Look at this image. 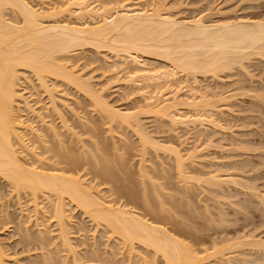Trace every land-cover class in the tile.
Listing matches in <instances>:
<instances>
[{
    "label": "rangeland",
    "instance_id": "obj_1",
    "mask_svg": "<svg viewBox=\"0 0 264 264\" xmlns=\"http://www.w3.org/2000/svg\"><path fill=\"white\" fill-rule=\"evenodd\" d=\"M29 1L32 2L29 5H33L35 10L39 9L42 15H46V18H41L45 19L44 23L50 22L53 16L52 22L54 20L60 23L69 21V24H74L75 21V24L80 22L81 18L77 20L75 18L78 17L76 10L80 0H28L26 2ZM99 1L100 3L103 1L104 4L114 2L115 4H110L113 6H117L118 3L132 4L134 2L133 4H137L141 9L165 13L171 17L173 15V18L189 21L192 17L202 16L206 23L225 20L229 17L231 19L233 17L264 19V0H98L97 3ZM71 49L69 53H64L63 59L62 55L59 56L61 60H64L61 63H66L64 64L66 68L73 70L72 76L79 77V81L88 84V88L92 89L91 92L101 97L109 107L131 114L130 123L110 120L99 106L93 105L91 98H87L71 84L69 86L68 83L61 82V79L53 81V78H45L46 86L50 87V90L49 88L45 90L52 92L48 97L47 92L38 86L37 80L30 71L18 70L20 80H17L18 86L15 89L22 94L27 105L34 109L31 111L30 108H25L22 98H15L14 114L17 121L21 118L25 125L29 124L33 127V134L31 130L26 131V134L30 133L27 135L23 130L22 133L20 132L21 128H17L20 136H23L21 140L23 139L27 147L29 145L31 147H29V153L26 152L27 149L20 148L23 153H20L19 157L23 156L22 159L31 160L33 163L36 162L33 161L34 159L39 160L37 164L40 163L41 167L49 164L50 166L47 167L56 170V167L60 165L59 169L62 166L59 163L60 158L70 151V154L78 157L79 167L73 172L64 174L80 177L79 180L83 181L86 187L89 185L91 188L94 187L92 191L95 190V194L102 196L101 200L104 198L105 202H112V204L121 202L123 197L121 201L118 200L120 197L115 189L116 183L109 179V176L105 177L107 172L102 171H110L114 168L115 170L111 172L121 178L117 176L120 181L122 180L123 187L126 186L125 189L136 188L140 194L143 192L142 186L144 190L151 192L156 189L160 197L156 195L155 197L153 191L151 194L155 199H152L164 208L163 215L167 220L164 226L169 229L170 223H174L171 221L175 220V223L179 221L178 224L180 222L183 224L180 226L186 227L183 231H188L189 237H184L186 232L184 236L182 235L184 233H175V235L187 244L188 248L196 251H193L194 254L197 253L199 257L203 255L202 258H205V261L202 259L200 264H245L246 261H250L246 264H264L263 247L260 246L258 249L243 243H240L241 247L235 246L236 248L229 245L234 240L240 241L250 237L261 238L264 241V207H262L264 205L253 197V190H245L239 184L236 186L232 184L234 182L230 184L229 180H226V177H230V181L234 177L233 180L237 183L246 180L244 182L249 185L251 183L258 188L259 192L264 193V59L260 55L251 54L238 61L239 64L235 63L233 67H228L229 69H226L227 67L223 70L216 69L215 74L211 71L197 72L198 74L196 73L194 77H189L182 71H180L183 73L181 75L178 71L177 77L173 76L175 79L161 78L159 81L150 82L151 84L139 82L140 79L135 77L139 80L137 84L132 82L134 78L128 80L131 74L134 75L131 73L132 68L135 69L137 65L135 69L137 71L142 63V68L144 65L147 66H144L145 69L167 70L166 59H160L162 57L150 53L136 52L140 54L138 60L141 63L130 64L128 60L125 62L121 60L120 51L114 55L115 53L104 47L96 48L92 45L75 46ZM128 72L131 73L129 76ZM132 75L131 77H134ZM143 84H147L148 88ZM164 94H167V97ZM163 96L167 99H164V103L167 101L165 104L161 100ZM191 99L195 103L199 100L201 102L191 104ZM186 101L190 103L187 104ZM168 102L175 103V106L171 108L168 106V109L162 110L164 106L162 107L161 104L167 105ZM52 103L56 104L54 106L58 109H53ZM198 104L203 106H199L201 110L196 107ZM160 106L162 108L157 111V107ZM202 110L206 116H202ZM165 113L167 116L164 115ZM191 114L196 116L200 114L199 118L202 116L201 119L207 121L198 118L203 125L198 120L199 123L196 121V124L198 123L196 125L194 123L197 118L195 119L193 115L194 123L191 122L194 126L190 122ZM185 115L189 117L187 126ZM178 116L185 121L182 119L183 122H180V117V120H177ZM28 126L25 127L28 128ZM26 128L22 129L26 130ZM138 136L142 138L145 136L149 144H145V139H140ZM15 141L18 142V139ZM16 142L14 147L17 149L21 145L18 146ZM33 145L36 148H33L35 152L32 149ZM31 149L33 154L30 152ZM173 149H177L176 151H179L177 154L182 156V159H179L181 171L177 169L179 167H177L178 162L174 157ZM34 154L36 158L33 157ZM29 155L33 160L29 158ZM95 163L100 166L94 168ZM109 167L110 170H107ZM96 169H99V174L94 171ZM210 176H216L214 180L219 185L210 184L212 181L209 179ZM206 179L209 180V185L206 184ZM210 185L212 186L209 187ZM11 189L12 187L0 179V246L5 252L4 264H154L151 263V255L143 251V248L139 249L136 244L137 250H133L135 253L129 260L128 247L124 248L119 238L113 239L109 232L103 233L106 229L100 224L95 226L94 221L68 203L65 206V209L68 208L65 212L68 217L66 218V234L74 253L69 252L62 246L57 236L58 229L52 212V202L49 205L50 202L47 203V200L45 201L43 195L39 193L37 202L40 207L36 206L39 209L36 210L35 216L30 193L25 194L26 192L21 190L19 204ZM128 205L130 208L133 204ZM133 206L131 208L135 210ZM137 211L142 214L143 210L140 208L135 210ZM167 218L172 220L169 222ZM101 229H104L103 232ZM187 229L196 231L190 232ZM214 251L216 252L211 255ZM207 253L209 256L206 255ZM72 256L73 259H77L76 263L73 262ZM206 258H209L211 262ZM243 258L246 261H243ZM225 259H228L230 263ZM158 263L163 264L157 259L155 264Z\"/></svg>",
    "mask_w": 264,
    "mask_h": 264
},
{
    "label": "bare ground",
    "instance_id": "obj_2",
    "mask_svg": "<svg viewBox=\"0 0 264 264\" xmlns=\"http://www.w3.org/2000/svg\"><path fill=\"white\" fill-rule=\"evenodd\" d=\"M26 1L0 0V179L3 180V182H5L6 184H8V186L12 187L13 190L12 189L11 190L12 192L15 193L16 200L19 204H20L19 200L21 199L20 198L21 190H23L24 193L26 192L25 194H27V192L30 193L34 215L35 213H37L36 210L39 209V208L37 209V207L39 206V203L37 202L39 193L43 195V199L45 201L47 200L46 201L47 203L50 202L49 205L52 202L53 205L52 212H53V216L55 217L54 220H56V224H57L56 227L58 229L57 236L60 238L62 246L65 247V249H67L71 253H74V250L71 247L72 244L69 242V239L66 234L67 233L66 218L68 217L67 214H65V212L68 208L65 209V206L68 203L72 204V207L74 209L77 208L78 210L81 211L82 214L86 215L88 218H90V220L94 221L95 226L97 225L99 226L100 224L102 228L106 229L105 232H103L104 229L103 230L101 229L103 233L109 232L111 234V238L113 239H115V237L119 238L120 240L119 242L124 246V248L128 247L127 253L129 260L132 254L135 253L133 252V250L135 251L136 249L135 244H136L139 249L143 248L144 249L143 251H145L146 253L148 252L151 255V263L154 264L157 259L161 260L163 264H200L201 260L203 259L202 258L203 255L199 257L197 253L194 254V252L196 251L193 250L194 251L193 252L191 248H188L189 246H187V244L183 243V241L179 240L178 236L175 235V233L176 234L184 233L182 234L184 236L186 232L187 236L185 235L184 237H189L188 231L186 230L185 232L183 231L186 227L185 226L182 227L183 224L181 222L178 224L179 221L175 223L176 222L175 220L171 221L172 219L169 218H167L169 222L170 221L174 222V223H170L171 224V227L169 228L170 230L164 226L167 220L164 218L165 216L163 215L164 208L160 204H157L156 200H154L155 195L157 197H160L158 193L155 191L156 190L155 188H152L155 189L152 190V192L154 191L153 194L155 193L154 196H152L153 194H151L152 193L151 191L144 190V186H142L143 188H141L143 191L141 194L140 191H138L136 188L133 189L132 187H130L131 189L127 188L128 189L127 190L125 189L126 186L123 187L122 180L121 181L119 180L121 178H119V176L117 175L119 178L118 179L116 174L114 175V173L111 172V170L112 171L115 170L114 168L113 169L111 168L110 170L109 167V169L107 170L110 171H106L103 170L102 167L103 170L102 172L103 173L107 172L106 173L107 175L105 177L109 176V179H111L114 183H116L115 189L118 192L117 195H119L120 197L118 200L121 201V197H123L122 201L125 200L123 202L117 201L119 203L116 204L113 203L115 205L114 206L112 202H108V201H107L108 203L105 202L104 198H103L104 201L101 200L102 196L99 197L98 196L99 194L98 195L95 194L96 193L95 190H94L95 192L92 191V189H94L93 185H92L93 188H91L90 185L86 187V185H84L85 183L79 180L80 177H73L64 174L65 172H70V171L73 172L79 167L78 157L70 154L69 153L70 151L67 152L68 155L65 152L66 156L63 155L62 158H60V162L58 161L59 163L62 164L61 168L58 169L60 165L59 166L57 165L58 167L53 166L57 168L56 169L57 171L52 167L51 168L47 167L49 164L47 166L42 165L41 167L40 163L37 164L39 160L38 161L36 159L33 160L30 157L31 153L29 155V158H31L33 161H36L35 163L31 162V160L27 161L24 158L22 159L23 156L19 157L20 153H23L22 152L23 148L27 149V151L25 149L24 150L27 153H29L28 150L30 145L29 147H27L23 139L21 140L23 136L22 137L20 136L17 128L18 129L21 128L20 132L22 133L24 131L26 134V131L30 132L33 129V127H31L29 124H26L27 126L28 125L30 126V127L28 126L30 130L26 128L25 127L26 125L23 123L24 121L21 118L20 120L17 121L16 119L17 117H15L14 114L16 109L14 107L15 106L14 102L16 100L15 98L17 97H19V99L22 98L23 101L22 103L23 106L25 105L24 106L25 108L29 109L31 107L27 105V102L25 98L23 99L22 94H19L18 91L16 90L18 86L16 85L18 83L17 80L18 81L20 80L17 73H19L18 70L30 71L37 80L39 84L38 86L43 88L44 92L46 91L45 90L46 88L47 89L49 88L50 90V87L46 86L47 82H45V80L47 79L45 78H49V79L53 78V81L55 79H59V80L61 79V82H66L68 83L69 86L71 84V86H74L79 91L84 93V95L87 96V98L88 97L91 98L93 105H96V107L99 106L100 109L104 112L103 114L106 113L105 115H107V117H109L110 120L115 119L117 121L119 120V122L121 121L128 123L131 114L125 113V111L123 110L121 112L119 110H116V108L114 109L111 106L109 107V105H107L105 101L101 99V97L96 96L93 94V92H91L92 89L88 88V84H85L84 81L83 82L79 81L78 80L79 77L75 78L72 76L73 70L71 71L68 68H66L67 66L64 65L66 63L64 64L61 63V61H64L61 60V58L63 59V56H65V54H67V52L71 48L75 46L81 47L83 45H92L96 48L104 47L105 49H108L112 53H115L114 55H116L117 52L120 51L122 53L121 60L123 59L124 62L128 60L130 64H132V62L136 64L141 63L140 60L138 59H140L139 56L142 53L143 54L150 53V54L158 55L162 57L160 59H166V61L168 62L169 69L168 67H166L167 70L163 69L157 71L159 69H156L155 71V69L152 68L154 70L153 71L152 69L149 70L150 68L145 69V67H147L146 65H144L145 63L143 64L145 67L143 66L142 68V63H141V67L137 68V71L135 70L137 67L136 64H135L136 65L135 69L132 68V70L135 71L136 73L133 71L131 72L130 70V72L134 73V75L128 72V76L130 74L134 76L131 77L130 75L129 76L130 78H128V80H130L131 78L137 79L135 77H138V79H140V81L138 79L136 81H133L134 80L133 79L132 80L133 83L134 82L137 83L138 81L139 82L143 81L142 83L148 82L147 84H151L150 82H155L157 80L159 81V79L161 78L163 80H165V78L166 79L167 78L169 79L171 77L173 78V76H176L177 74L176 72L178 71L184 72V74H186L189 77L190 76L194 77V75H196L197 72L211 71L212 73L214 72L215 74L216 69L223 70L226 67H227L226 69H229L228 67L234 65L235 63L239 64L242 58L243 59L244 57L247 58L248 56H251V54L260 55V57L264 59L263 57L264 56V19L263 18L249 19L245 17H235V18L233 17L231 19L229 17L230 19L229 18L225 20L218 19L219 21H215V22L212 21L210 23L208 22L206 23L205 21H203L202 16L196 18L192 17V19H190L189 21L188 19L186 20L178 19L177 17L173 18V15L171 17V15L169 16L168 14L165 13L160 14V13H156L155 11L154 12L147 11L148 9L147 10L141 9L137 6V4H133L134 2L132 4L128 2L127 4L126 2H124L125 4L118 3L119 5L117 4V6L115 5L113 6L110 4L114 2H110V4L108 3L109 4L108 5L106 2L105 4L102 3L103 1L101 3L99 1V3H97L98 0H90V2H88V0H80V2L78 1V4L76 3L78 5V6L76 5L78 7V10H76V12L78 11L76 14L78 15V17L75 18L76 20L78 18H81L79 19L80 22H77V24H75L76 21L74 24L72 23L69 24L68 23L69 21H67V23L66 21L65 23L63 22L60 23L57 22L56 20L52 22L54 16L53 17L51 16L52 19L50 22L44 23L45 19L43 20L41 18L42 17L46 18V15H42L40 11H38L39 9L35 10L34 7H32L33 5L32 6L29 5L32 2L30 3V1L29 2ZM8 11L10 15H8L9 14ZM47 17L49 16L47 15ZM86 18L87 20H85ZM60 55H62L61 58L59 57ZM158 56H153V57H158ZM116 64L119 65V63ZM182 72H180V74ZM147 84H145L146 86L143 84V86L148 88ZM191 90H193V87ZM48 93L49 92H47V96L48 95L50 96L52 92L49 94ZM191 98L193 99V97ZM198 98L200 97L198 96ZM164 99L165 97L161 99L163 100L162 101L163 103H164ZM196 102L200 103L201 101L199 100ZM204 102L206 103V101ZM53 103L51 107H53V109H58L55 107L56 104ZM165 103H167V101H165ZM171 103L168 102L167 105L161 104L162 107L164 106V109L162 110H165L166 108L168 109L169 108L168 106H170V108L175 106V103L173 102ZM186 103L189 104L190 102L188 103L186 101ZM186 103L184 104L186 105ZM194 103H195L194 101L191 102V104ZM161 106L157 107L158 108L157 111L159 110V108H162ZM188 106L189 105H187V107ZM199 106L202 105L198 104V106L196 107L199 108ZM30 109L31 111L34 110L33 108ZM164 112L161 111L160 113H164ZM201 113L203 116L204 115L203 110ZM164 115L167 116L166 113ZM193 115L195 116L194 117L195 119L197 118L195 120V123L193 122L194 120ZM193 115L190 122L192 121L194 124H196V121L198 120L200 114H198V116H196L195 114ZM180 116H178L177 120L179 119ZM171 117L173 116L171 115ZM201 117L199 118L200 120L202 121L206 120V119L205 120L201 119ZM171 119L173 120L174 118ZM182 119L185 121L184 118ZM182 119L180 122H183ZM172 120L169 121L171 122L177 121L176 118L175 121ZM188 120L189 117L185 121L186 126ZM200 120L198 121L202 123V121ZM190 122L188 123L190 124ZM192 122L191 124H193ZM15 124H17L18 126L17 125L15 126ZM22 128L24 129L26 128V130ZM31 132H32L31 134H33V130ZM138 137L140 139H145L144 140L145 144H149V141L145 136L144 138L140 136ZM15 139L16 140L18 139V142H16ZM13 140L17 143L18 146L21 145V147L20 146L17 147L18 150L14 147L15 142ZM141 141L143 142V140H140V142ZM145 144L143 145V147L145 146ZM151 146H152V142H151ZM33 148L36 149L34 145L32 146V149ZM32 149L30 152H32L33 154ZM176 150L173 149V152H174V157L178 162V164L176 163L177 167H179L180 166L179 162H181L179 161V159L180 158L182 159V156L178 155L179 151ZM34 155L35 156L33 157L36 158L37 157L36 154ZM43 160H46V158L45 159L43 158ZM51 162L54 164L53 161ZM52 163L50 164L52 165ZM96 164L97 163H95V165L93 166L94 168L96 166H100ZM45 167L46 169H43ZM99 169H101V167H99ZM99 169H96L94 171L98 173L100 172L98 171ZM177 169L181 171L180 167ZM103 173L102 175L104 176ZM117 174L120 173L117 172ZM128 177H124V178L128 179ZM131 178L129 180H131L132 182ZM215 178L216 176L209 177V179L212 180L210 181L211 182L210 184L219 185L214 180ZM233 179L234 177H232L230 181V177H226V180H229L230 184L231 182H234L235 184L232 183L233 185L239 184L245 190L246 189L253 190L252 193V195H254L253 197H256L264 205V193L259 192L257 190L258 188H256L254 185H251V183L249 185L248 183L244 182L246 180L240 181L241 182L240 183L239 182L240 178H239L237 180L239 183H237ZM216 180H221V179H216ZM206 181H207L206 184L209 185L208 183L209 180L206 179L205 182ZM212 185H210L209 187H211ZM138 201L141 202L139 203ZM128 204L135 205V206L131 205V207L133 206L135 210L141 208L143 210L142 214L139 213L141 212V210L140 211L138 210L139 212L138 211L135 212V210H132L133 208L131 207L129 208L130 205ZM180 224L182 225L180 226ZM187 230L190 231V229ZM195 231H190V232H195ZM193 237L192 239H194ZM39 243H42V241L41 242L39 241ZM240 243H243V245L250 244V246H254L255 248L258 249L260 246L264 248L263 239L261 238L255 239L253 237H250L249 239L246 238L241 239L240 241L234 240V242L232 241L229 245L230 247L233 246L234 248H236L239 247V245L240 247L242 246ZM215 252L216 251L211 252V255L212 253L214 254ZM4 253L5 252L0 246V264H4L3 263ZM206 255L209 256V253H207ZM73 256H72L73 262L77 261V259L76 260L73 259ZM143 257L142 259H144L146 255L144 258ZM107 258L108 257H106V259ZM209 258L206 259L209 260ZM203 260L205 261V258ZM209 261L211 262V260ZM243 261H246V259L243 258ZM247 262L248 261L244 263L246 264ZM143 263L145 262L143 261ZM224 263L226 262L224 261ZM248 263H250V261Z\"/></svg>",
    "mask_w": 264,
    "mask_h": 264
}]
</instances>
